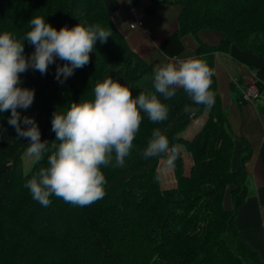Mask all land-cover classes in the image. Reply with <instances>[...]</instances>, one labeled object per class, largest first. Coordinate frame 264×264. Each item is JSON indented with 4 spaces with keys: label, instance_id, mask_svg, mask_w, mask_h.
I'll use <instances>...</instances> for the list:
<instances>
[{
    "label": "trees",
    "instance_id": "obj_1",
    "mask_svg": "<svg viewBox=\"0 0 264 264\" xmlns=\"http://www.w3.org/2000/svg\"><path fill=\"white\" fill-rule=\"evenodd\" d=\"M137 2L138 0H132ZM180 6V33L198 40V52H226L231 46L264 60V0H152ZM41 16L57 31L78 23L100 24L112 30L105 43L99 40L89 53V63L74 69L62 84L56 65L45 75L29 69L21 74V87L34 89V101L22 116L33 117L41 140L49 147L53 111L66 110L68 102L92 100L97 81L112 76L129 87L135 97L152 90L153 72L113 26L102 0H0V33L23 40L29 20ZM202 30L219 32L222 40L208 47L198 39ZM34 46L24 42L25 56ZM56 63L63 64L57 60ZM261 94L263 86L256 82ZM214 84L215 104L185 113L192 101L182 88L168 105V119L153 124L146 114L122 167L101 168L105 196L87 206L72 205L51 196L48 207L32 199L26 180L47 165V155L24 172L22 152L29 141L17 138L7 123L10 112L0 113V264H264L256 250L238 237V208L246 198L245 163L251 158L244 142L236 168L231 167L233 136ZM193 107H197L192 105ZM264 112V107H263ZM205 120L190 138L181 134L202 115ZM160 128L170 145L183 149L170 167L174 184L163 187L159 170L163 156L144 158L153 128ZM163 174V173H162ZM171 180V179H170ZM229 197L230 207H224Z\"/></svg>",
    "mask_w": 264,
    "mask_h": 264
},
{
    "label": "clouds",
    "instance_id": "obj_2",
    "mask_svg": "<svg viewBox=\"0 0 264 264\" xmlns=\"http://www.w3.org/2000/svg\"><path fill=\"white\" fill-rule=\"evenodd\" d=\"M29 25L23 40L6 31L0 33V113L10 112L7 123L18 139L29 141L27 155L34 162L39 163L49 153L47 165L24 184L41 206L48 207L53 195L74 206H87L102 199L106 178L101 168L124 166L143 119L141 113L153 124L168 119L169 107L160 97L171 99L182 88L192 105L197 106L185 105L188 114L201 105L211 111L215 104V93L210 91L214 72L206 61L194 56L173 57L154 66L152 90L145 89L134 97L128 86L109 76L96 82L92 100L70 101L63 111L56 108L51 131L58 143L49 147L48 140H41L36 120L18 111L28 109L34 101V89L21 87V74L31 69L45 75L49 66L55 64L54 78L62 84L74 69L89 63L96 41L105 43L112 30H105L98 23L87 27L78 23L71 28L64 25L57 31L41 16H33ZM25 41L34 46L27 56ZM57 60L64 63H56ZM5 131L0 125V135ZM182 149V145H170L157 127L151 132L143 156H163L167 166L174 167Z\"/></svg>",
    "mask_w": 264,
    "mask_h": 264
},
{
    "label": "crops",
    "instance_id": "obj_3",
    "mask_svg": "<svg viewBox=\"0 0 264 264\" xmlns=\"http://www.w3.org/2000/svg\"><path fill=\"white\" fill-rule=\"evenodd\" d=\"M102 2L113 26L152 72L157 63L189 56L206 61L213 69L210 86L214 84L216 87L229 131L234 137L232 168L237 167L244 142L250 147L251 158L245 163L246 198L235 219L238 237L264 260V91L254 103L241 102V88L256 82L264 88V60L235 46L226 52H198L199 44L194 35L180 33L181 8L177 4L160 3L152 13H148L147 9L154 5L152 0ZM136 20L142 21L141 27L131 29L130 25ZM198 39L208 47H216L222 35L202 30ZM228 199L227 196L225 202Z\"/></svg>",
    "mask_w": 264,
    "mask_h": 264
},
{
    "label": "rangeland",
    "instance_id": "obj_4",
    "mask_svg": "<svg viewBox=\"0 0 264 264\" xmlns=\"http://www.w3.org/2000/svg\"><path fill=\"white\" fill-rule=\"evenodd\" d=\"M259 103H261V100H259ZM205 114L197 117L192 124L186 129L184 130V132L181 134L182 137L184 138H190L193 134H195V132H197V130L199 129L200 125L203 123V121L205 120ZM21 162H22V166H23V171L27 172L29 171V169L31 168V166L34 163V159L30 156L27 155V148L22 152L21 155ZM159 170H162L161 175L163 178V187L165 186H169L171 184H174V180H173V173L170 167L167 166L166 163V159H162L159 162ZM171 179V180H170ZM169 184V185H168ZM230 201H227L224 203V207H226V209H229L230 207Z\"/></svg>",
    "mask_w": 264,
    "mask_h": 264
},
{
    "label": "built area",
    "instance_id": "obj_5",
    "mask_svg": "<svg viewBox=\"0 0 264 264\" xmlns=\"http://www.w3.org/2000/svg\"><path fill=\"white\" fill-rule=\"evenodd\" d=\"M134 24V25H133ZM142 25V21L136 20L131 25V29L139 28ZM259 90L256 83L250 84L241 88V102L254 103L259 98Z\"/></svg>",
    "mask_w": 264,
    "mask_h": 264
}]
</instances>
